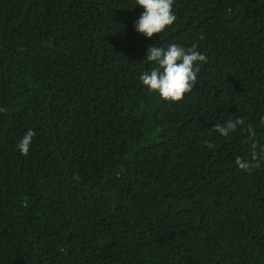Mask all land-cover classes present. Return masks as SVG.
Segmentation results:
<instances>
[{"label":"trees","instance_id":"trees-1","mask_svg":"<svg viewBox=\"0 0 264 264\" xmlns=\"http://www.w3.org/2000/svg\"><path fill=\"white\" fill-rule=\"evenodd\" d=\"M173 8L148 38L136 0H0V264H264V163L235 164L264 147V0ZM169 43L208 58L180 102L140 81ZM240 117L254 141L215 131Z\"/></svg>","mask_w":264,"mask_h":264},{"label":"clouds","instance_id":"clouds-1","mask_svg":"<svg viewBox=\"0 0 264 264\" xmlns=\"http://www.w3.org/2000/svg\"><path fill=\"white\" fill-rule=\"evenodd\" d=\"M175 0H136V5L144 9L141 16L135 23V29L146 37L164 32L174 24L177 19L173 5ZM203 37L201 36V39ZM198 45L193 44L191 48H185L177 43H169L168 46L158 47L153 45L148 49L147 61L153 62L154 67L150 71H144L140 76L141 83L149 91H156L160 97L169 102H180L185 95L191 93L197 83L200 65L207 63V56L201 54ZM0 108V112H6ZM264 124V119L261 120ZM243 126L247 132L248 139L254 141L256 136L255 127L246 124L243 117L229 119L223 126L217 124L215 131L228 137ZM36 135L31 129L24 135L17 147L22 154L27 155L33 138ZM211 149L213 144L205 142ZM251 143L250 158L237 157L235 164L239 169L248 171L253 167L259 168L264 163V147Z\"/></svg>","mask_w":264,"mask_h":264}]
</instances>
